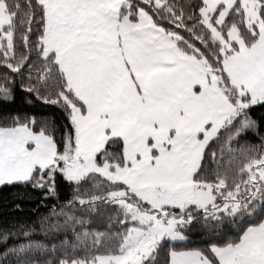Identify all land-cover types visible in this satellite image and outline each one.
Masks as SVG:
<instances>
[{
	"label": "snow or ice",
	"instance_id": "1",
	"mask_svg": "<svg viewBox=\"0 0 264 264\" xmlns=\"http://www.w3.org/2000/svg\"><path fill=\"white\" fill-rule=\"evenodd\" d=\"M0 189V264H264V0H0Z\"/></svg>",
	"mask_w": 264,
	"mask_h": 264
},
{
	"label": "trees",
	"instance_id": "2",
	"mask_svg": "<svg viewBox=\"0 0 264 264\" xmlns=\"http://www.w3.org/2000/svg\"><path fill=\"white\" fill-rule=\"evenodd\" d=\"M15 190L0 189V217H3L11 212V201L14 199ZM34 199V197H32ZM34 207L32 204H26L25 210ZM41 211H45L42 209Z\"/></svg>",
	"mask_w": 264,
	"mask_h": 264
}]
</instances>
